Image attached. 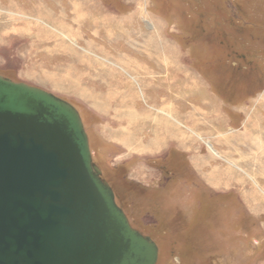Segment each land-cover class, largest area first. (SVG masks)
<instances>
[{
    "label": "rangeland",
    "instance_id": "1",
    "mask_svg": "<svg viewBox=\"0 0 264 264\" xmlns=\"http://www.w3.org/2000/svg\"><path fill=\"white\" fill-rule=\"evenodd\" d=\"M0 76L78 111L156 264H264V0H0Z\"/></svg>",
    "mask_w": 264,
    "mask_h": 264
},
{
    "label": "water",
    "instance_id": "2",
    "mask_svg": "<svg viewBox=\"0 0 264 264\" xmlns=\"http://www.w3.org/2000/svg\"><path fill=\"white\" fill-rule=\"evenodd\" d=\"M92 162L78 112L0 76V264H156Z\"/></svg>",
    "mask_w": 264,
    "mask_h": 264
},
{
    "label": "bare ground",
    "instance_id": "3",
    "mask_svg": "<svg viewBox=\"0 0 264 264\" xmlns=\"http://www.w3.org/2000/svg\"><path fill=\"white\" fill-rule=\"evenodd\" d=\"M74 15H75V18H76V17H77V13L74 12ZM74 15H73V16H74ZM72 20H73V19H72ZM74 21H75V20H74ZM72 23H73V22H72ZM62 26L65 27L64 25H62V23H59V27H60V29L62 30V31H61V30H60V31L63 32L64 34H66V36L63 35V37H64L66 40H68V41H73V42H75V39L72 38V37H73V35L76 36V34L71 30L72 28H70V27H65V28H63ZM56 27H57V26H56ZM72 45H73V44H72ZM82 51H83L82 56H79V55H78V61H81V64H83V65H87L88 68H91L92 66H93V68L98 67V66H97V65H98V62H97V63H93L92 61H87V60H86V57H85L86 54H85V53L90 54V53H89V50H86V51L84 52V50L82 49ZM72 53H73V51H72ZM76 54H77V53H76ZM92 56H93V55H92ZM95 57L97 58V56H95ZM98 57H99V56H98ZM88 62H90V63H88ZM103 62H106V61L103 60ZM123 63H124V62H123ZM89 64H90V65H89ZM102 64H103V63H102ZM102 64L99 63L100 67L102 66V67L104 68V65H102ZM120 64H121V63H120ZM125 64H126V63H125ZM73 66H74V65H73ZM106 66H108V65H106ZM114 66H115V65H114ZM126 66H128L130 69L133 68V69H135V70H137V71H140V72H142V73L144 74V69H143V68H144V67H143L144 65H142V64L140 65V64H137V63H131V62L129 63V62H127ZM69 67H70V66H69ZM71 67H72V66H71ZM74 67H75V66H74ZM107 68H108V67H107ZM74 69L78 70L77 67H75V68L72 67L71 69H65V70H66V71H65V74L67 75L68 78L71 77L72 72H73ZM133 69H132V70H133ZM110 70H112V69H110ZM142 70H143V71H142ZM112 71H113V70H112ZM112 71H111V72H108V71L106 72V71H104V72H106L107 74H111ZM78 72L81 73L82 71H78ZM89 72H90V71H89ZM113 72H114V71H113ZM73 73H74V72H73ZM115 73H117V72H115ZM74 76H75V79H74V78H73V79H74L76 82H77V81H78V82H81V80L83 81V79H84V76H82V75H81V76H78L77 74H75ZM105 76H106V75H105ZM74 80H73V81H74ZM134 80H135V79H134ZM78 82H77V83H78ZM81 83H82V82H81ZM78 84H79V83H78ZM82 88H83V87H82ZM83 92H84V91H83ZM75 110H76V109H75ZM76 111H77V110H76ZM77 112H78V111H77ZM158 113H159V111H158ZM78 114H79V113H78ZM129 114H130V113H129ZM126 116H127V115H126ZM149 116H150V114H149ZM149 116H148V117H149ZM165 116H166V115H165ZM79 117H80V116H79ZM127 117H128V116H127ZM127 117H125V118H126V119L130 118V117H128V118H127ZM167 117H169V116H167ZM122 118H123V117H122ZM172 118H173V117H169V119H172ZM80 119H81V118H80ZM147 119H148V118H147ZM153 119H154V118H153ZM130 120H131V119H130ZM154 121H156V123H157L158 126H161V125L163 124V123L161 122V118H157V117H156V119H155ZM81 122H82V121H81ZM159 122H160V123H159ZM163 122L166 123V121H163ZM169 122H170V121H169ZM167 123H168V122H167ZM167 123H166V124H167ZM171 124H172V126L174 125V123H172V122H171ZM82 125H83V124H82ZM167 125H169V123H168ZM83 126H84V125H83ZM175 126H176V125H175ZM166 127H167V126H166ZM83 128H84V127H83ZM169 128H170V127H169ZM167 130H168V128L165 130V132H166ZM167 132H168V131H167ZM163 133H164V132H163ZM168 133H169V132H168ZM154 134H156V137H155V139H154V138H153V139H154L155 141H157V139H158V138H157V137H158L157 135H159V134H158V133H154ZM161 134H162V133H160V135H161ZM164 135H165V134H164ZM169 135H170V134H169ZM86 136H87V135H86ZM165 137H166V136H165ZM183 137H184V138H183ZM167 138H169V136H168ZM170 138H171V137H170ZM170 138H169V140H171ZM181 138L185 139V136H182ZM187 138H188V137H187ZM189 139H190V137H189ZM87 140H88V138H87ZM158 140H159V139H158ZM163 140H164V138H163ZM165 140H166V138H165ZM165 140H164V141H165ZM155 141H153V142H155ZM164 141H163V143H165ZM129 142H130V141H129ZM160 142H161V140H160ZM88 143H89V142H88ZM149 143H150V142H149ZM158 143H159V142H158ZM158 143H157V144H158ZM146 144H148V143H146ZM206 145H207V147L211 150V152H213L211 146H210L209 144H206ZM88 146H89V145H88ZM153 146H155V148H156V146H157L156 143H155V145H153ZM144 147H145V146H144ZM147 147H149V146H147ZM145 148H146V147H145ZM158 148H159V147H158ZM130 149H131V148H130ZM153 149H154V148H153ZM156 149H157V148H156ZM89 150H90V149H89ZM157 150H158V149H157ZM128 152H129V151H128ZM140 152H141V150H140ZM213 153H214V152H213ZM202 160H203V159H202ZM196 162H197V161H196ZM230 168H231V167H230ZM205 179H206V178H205ZM157 256H158V255H157Z\"/></svg>",
    "mask_w": 264,
    "mask_h": 264
},
{
    "label": "crops",
    "instance_id": "4",
    "mask_svg": "<svg viewBox=\"0 0 264 264\" xmlns=\"http://www.w3.org/2000/svg\"><path fill=\"white\" fill-rule=\"evenodd\" d=\"M77 18H80V16L78 15V13H77ZM147 41H149V39H148ZM139 43H140V42H139ZM149 44H150V43H149ZM138 45H139V46H144V39H143V41H142L140 44H138ZM143 52H144V51H143ZM134 63H136V61H135ZM143 67H144V66H143ZM84 82H85V81H84ZM83 84H84V83H83ZM85 92H86V91H85ZM252 143H253L252 146H253L254 148H256L255 145L258 146V147H257L258 149L261 148V147L259 146V143H258V142L256 143V142L252 141ZM212 150H213V149H212ZM257 151H258V150H257ZM213 152H214V153H213ZM213 152H212L213 154L219 156V154H216V152H215L214 150H213ZM219 157H220V156H219ZM206 158H207L206 156H205V157L202 156L201 159H203L204 162H207V161H205ZM210 158H212V157L210 156ZM216 170H217V171H220L218 168H217ZM217 174H219V173H217ZM226 177H227V176H226ZM208 178H209V177H208ZM218 178L223 179V177H221V176L219 177V175H215L214 177H210V180H212V181H214V182H216V183H218V182L220 183V180H219ZM214 179H216V180H214ZM226 179H227V178H226ZM238 180H239V179L237 178L236 181L238 182ZM223 182H224V180H223ZM237 184H238V183H237ZM217 185H218V184H217ZM218 186H220V185H218Z\"/></svg>",
    "mask_w": 264,
    "mask_h": 264
},
{
    "label": "trees",
    "instance_id": "5",
    "mask_svg": "<svg viewBox=\"0 0 264 264\" xmlns=\"http://www.w3.org/2000/svg\"><path fill=\"white\" fill-rule=\"evenodd\" d=\"M110 186V185H109ZM111 189H112V187H111ZM112 191H113V189H112ZM113 193H114V191H113ZM114 196H115V193H114ZM115 202H116V204L120 207V205H119V203H118V201H117V199H116V196H115ZM121 208V207H120ZM122 209V208H121ZM122 211L124 212V210L122 209ZM125 213V212H124ZM125 215H126V213H125ZM126 217H127V219H128V221H129V223L131 224V222H130V220H129V217L126 215Z\"/></svg>",
    "mask_w": 264,
    "mask_h": 264
}]
</instances>
